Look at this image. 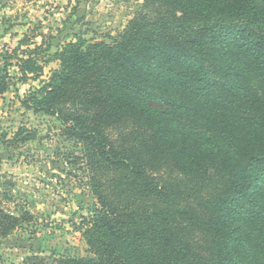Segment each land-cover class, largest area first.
I'll return each mask as SVG.
<instances>
[{
	"label": "trees",
	"instance_id": "16d2710c",
	"mask_svg": "<svg viewBox=\"0 0 264 264\" xmlns=\"http://www.w3.org/2000/svg\"><path fill=\"white\" fill-rule=\"evenodd\" d=\"M143 1L117 39L64 43L23 97L83 146L96 204L94 257L21 264H264V0ZM31 43L0 59V98L14 59L17 80L43 75ZM20 211L0 203L1 238Z\"/></svg>",
	"mask_w": 264,
	"mask_h": 264
},
{
	"label": "rangeland",
	"instance_id": "374dc122",
	"mask_svg": "<svg viewBox=\"0 0 264 264\" xmlns=\"http://www.w3.org/2000/svg\"><path fill=\"white\" fill-rule=\"evenodd\" d=\"M143 0H0V59L22 56L20 40L49 48L44 73L28 82L16 59L15 76L0 98V203L32 218L0 237V264H21L35 255L94 257L83 235L96 204L85 170L83 146L63 135L55 117L23 106L24 95L49 80L59 67L62 45L79 40L111 42L143 9ZM262 93L260 82L256 83Z\"/></svg>",
	"mask_w": 264,
	"mask_h": 264
}]
</instances>
